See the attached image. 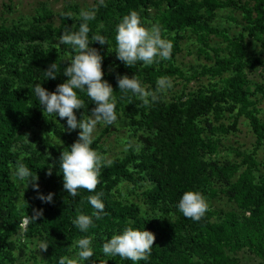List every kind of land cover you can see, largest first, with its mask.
Wrapping results in <instances>:
<instances>
[{"label":"trees","instance_id":"16d2710c","mask_svg":"<svg viewBox=\"0 0 264 264\" xmlns=\"http://www.w3.org/2000/svg\"><path fill=\"white\" fill-rule=\"evenodd\" d=\"M252 1V6L247 7L234 0H107L98 8L96 19L89 22L90 37L99 31L108 40L107 45H89L102 57V79L113 87L116 110L127 120L132 145L140 143L143 147L138 153L127 147L121 156L111 159L110 167L101 169L95 192L103 193L105 207L101 219H94L95 226L89 229V234L95 236L94 256L85 264H104L105 260L107 264H132L119 256L109 258L101 253L105 239L127 226L144 227L155 237L150 256L138 264H250L241 262L239 252L253 255L258 259L256 264H264V155L257 159L258 150L262 148L264 153V121L256 115L252 99L258 91L264 96V86L249 83L244 75L247 62L243 60L246 50L240 40L242 35L229 39L226 29L209 24L220 6L241 10L245 35L262 36L264 45V0ZM132 10L139 13L144 24L161 27L162 37L173 44L170 59L150 66L137 62L132 67L116 59L115 28ZM78 13L76 7H64L57 13V26L46 23L48 14L33 16L25 28L0 25V264L15 261L11 254L14 249L23 253L25 238L48 244L40 264H57L60 256L71 255L72 242L85 235L72 220L79 213L93 212L87 197L95 192L78 189L75 197L68 195L57 163L63 149L78 139L77 131H67L66 118L55 119L43 112L32 91L37 83L54 91L66 81L62 73L74 53L69 45H60L58 38L66 29L78 31ZM185 32L197 35L201 41L205 33L229 39V56L218 57L212 67L204 68L212 75L229 73L226 84L195 94H165L151 106H142L136 97L130 102L120 99L118 75L131 78L136 74L152 88L159 76H183L175 62ZM253 60L264 68L262 61ZM52 63L57 66V77L45 79L43 71ZM80 95L85 108L74 110L77 118L82 113L89 115L95 107ZM226 113L232 120L229 126L221 122ZM240 117L247 121L255 137L253 149H230L238 161L216 157L220 145L216 136L234 132ZM105 133L106 129L92 145L101 154ZM50 137L60 143V149ZM19 162L36 175L40 194H53L51 203L38 199L31 184L25 189L14 180ZM123 183L133 193L138 192V203L120 197ZM187 190L200 191L207 203L221 194L234 205L233 210H211L208 206L199 221L185 218L176 204ZM34 209L42 210V215L29 223L21 235L20 223L24 216H32ZM18 236L16 245L13 239Z\"/></svg>","mask_w":264,"mask_h":264},{"label":"clouds","instance_id":"9594fccd","mask_svg":"<svg viewBox=\"0 0 264 264\" xmlns=\"http://www.w3.org/2000/svg\"><path fill=\"white\" fill-rule=\"evenodd\" d=\"M105 6V0H97L91 8H81L78 13V31L66 29L58 38L60 45H69L74 53L68 66L64 67L63 76L66 81L58 84L54 91H48L37 83L33 86V93L42 107V111L55 119L66 118L67 131L79 129L78 139L72 143L67 150L61 152L59 160V172L63 178V189L67 194L75 197L78 189H85L88 192H95L98 185L101 169L110 167L113 161L92 147L94 133L98 125H118L124 117L116 110L117 96L114 95L112 85L103 80L102 57L95 48L89 47L91 42H98L100 45H107L108 40L99 31L89 36V22L96 19L99 7ZM71 18V14H67ZM161 27L158 24L146 25L138 12L132 10L122 16L115 28V56L125 66L132 67L137 62L145 66L159 63L161 60H168L172 54L173 44L171 40L162 37ZM57 66L52 63L43 71L45 79H56ZM44 79V80H45ZM174 87L172 78L159 76L155 80L154 88L146 86L135 75L131 78L127 75L117 76V88L120 99L127 98L129 102L136 97L142 106H151L163 99L164 95ZM83 94L95 105L90 115L82 113V119L78 120L74 110L85 108ZM131 94V95H129ZM119 118V119H118ZM127 147H133L139 152L142 144L134 146L129 143ZM127 150V148H126ZM49 174H51L49 169ZM14 180L23 188L27 189L31 184L33 190L38 192L36 175L24 163H17L14 172ZM103 193L95 192L87 197V202L93 209L91 215L79 213L72 220V224L84 233L72 242L69 249L71 255H64L58 258L57 264H85L88 258L93 257L94 234H89V229L94 227V219L99 220L104 211L102 200ZM52 193L46 196L38 192V199L42 202L51 203ZM177 210L185 217L193 221H199L208 210L206 197L198 190H187L182 193ZM32 216L26 215L20 223L21 235L27 225L36 222L42 215V210H33ZM154 234L140 228L127 226L120 232L114 233L106 238L101 246V253L105 257L119 256L121 259L130 260L132 264L139 261H146L151 254L154 242ZM36 249L46 250L48 244L43 241L35 245ZM107 264V260L104 261Z\"/></svg>","mask_w":264,"mask_h":264},{"label":"rangeland","instance_id":"374dc122","mask_svg":"<svg viewBox=\"0 0 264 264\" xmlns=\"http://www.w3.org/2000/svg\"><path fill=\"white\" fill-rule=\"evenodd\" d=\"M234 1L247 7L253 4L252 0ZM219 2H224V0H219ZM96 3L97 0H0V25L8 27L18 25L25 28V26L32 23L33 16L48 14L46 23L48 22L53 26H57L59 22L57 13L64 7H76L80 11L81 8H90L95 6ZM209 24L213 28L226 29L228 31L227 38L229 39L238 38L239 35H242L240 40L246 50V57L243 60L247 62L243 68L244 75L249 83L264 86V68L253 60L257 58L264 63V45L261 44L262 36L248 38L245 35L243 31L245 21L242 18L241 10L220 6L215 10ZM183 35V39L180 40L181 51L176 55L175 62L176 66L183 72V76L171 77L174 87L166 95L171 97L176 92L195 94L200 90L206 92L208 89L226 84L229 73H223L220 76L212 75L209 71H204V68L212 67L214 60L218 57L229 56L228 54L232 52L229 39L212 33L203 34L202 41L191 32H185ZM252 99L255 101L256 115L261 121H264V96L258 91L253 95ZM77 119H82V116ZM221 122L224 126H229L232 123L229 114L226 113L222 117ZM213 124L216 125L215 122ZM127 125V120L124 117V120L118 122L117 126H97V130L94 133L95 138L106 129V133L101 138V145L104 150L103 155L107 158L112 159L113 157L121 156L129 143L133 144L134 140L131 130ZM76 131L78 137L80 130L76 129ZM206 134L208 133L206 132ZM216 137L220 142L217 149L219 154L216 157L220 156L234 161H238L239 158L230 149L234 148L248 152L253 149L255 143V137L243 117L239 118L234 132H221ZM50 140L53 144L57 145V149H60V143L55 138L50 137ZM263 155L264 153L261 148L257 152V159L261 160ZM137 193H133L132 189L125 183L119 187V195L125 200L138 203L139 197ZM208 206L211 210L231 211L234 205L227 202L226 198L219 194L208 202ZM156 219L160 220L161 217H157ZM166 219L170 220V218ZM18 238L19 236L13 239L16 245ZM24 240L26 247L23 253L21 254L17 249L12 250L11 254L15 261L11 263L6 261L3 264H40L43 259V250L36 249L35 247L40 241L38 239H22V241ZM238 256L242 263H258V259L249 253L239 252Z\"/></svg>","mask_w":264,"mask_h":264}]
</instances>
